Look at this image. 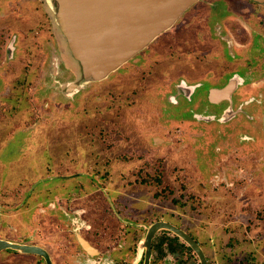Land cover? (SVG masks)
<instances>
[{
	"label": "rangeland",
	"instance_id": "1",
	"mask_svg": "<svg viewBox=\"0 0 264 264\" xmlns=\"http://www.w3.org/2000/svg\"><path fill=\"white\" fill-rule=\"evenodd\" d=\"M52 1L0 4V236H13L9 225L13 239L43 227L77 253L75 233L132 254L162 221L195 240L208 264H264V131L202 124L168 102L169 79L200 73L192 50L176 47L181 18L140 57L93 78ZM226 1L214 2L217 12ZM161 241L155 264H199L174 234L160 230Z\"/></svg>",
	"mask_w": 264,
	"mask_h": 264
},
{
	"label": "flooded vegetation",
	"instance_id": "2",
	"mask_svg": "<svg viewBox=\"0 0 264 264\" xmlns=\"http://www.w3.org/2000/svg\"><path fill=\"white\" fill-rule=\"evenodd\" d=\"M215 1L197 0L180 12L176 19L167 20L168 25L166 19L160 18L162 21L157 20L149 27L141 28V33L139 30L136 32L137 36H147L150 39L141 46L136 45L133 53L142 54L141 49L153 45L161 34L167 33V30L171 29L173 23L180 17L181 39L180 46L178 44L176 47L187 53L192 50V59L200 73L190 78L181 69L183 77L173 82H169V79L167 81L169 90L165 93L168 102L175 106L180 104L181 108H184L182 113H191L192 118L202 124L239 125L246 122L251 132L264 131V16L255 14L258 5L264 6V0H238L244 2L238 4H244L242 11L248 10L247 13H240L241 11L236 13L231 7L232 0L224 3V11L217 12ZM161 23L163 26L159 28ZM174 33L177 32L174 31ZM187 37L194 38V45L190 44L189 48H186L189 43ZM216 42L222 44L221 54L213 50ZM203 58L209 64L204 71H202L203 65H199L203 62ZM125 59L117 63L118 70L125 64ZM91 76L94 78L93 75ZM51 219H53L52 216ZM54 220L52 222L57 225ZM7 228L14 236L11 226ZM54 232L56 229L51 232L42 227L29 235L28 233L22 236L18 234L19 236L16 235L14 239L13 236L8 237L4 234L0 236V240L41 248L47 253L51 264H132L133 259L134 264L144 263V250L141 252L136 250L131 254L126 247L124 251L128 252L115 255L112 252L121 246L117 242L111 245L110 249L107 248L109 244L104 243L103 246L106 245L104 248H98L75 233L79 247L77 253L74 244H70L69 248L60 245L55 234L52 235ZM154 241L155 236L152 240L149 264H155ZM84 244L88 246V249ZM60 246H64V249H60ZM0 264H46V262L40 255L2 250Z\"/></svg>",
	"mask_w": 264,
	"mask_h": 264
},
{
	"label": "water",
	"instance_id": "3",
	"mask_svg": "<svg viewBox=\"0 0 264 264\" xmlns=\"http://www.w3.org/2000/svg\"><path fill=\"white\" fill-rule=\"evenodd\" d=\"M54 1L57 22L68 40L73 55L79 60L87 75L100 78L114 70L121 59L131 55L136 45L141 46L150 39L147 36H137L138 30L140 32L141 28H147L157 20L162 21L160 18L166 19L168 25L170 19H176L180 12L197 0ZM50 2L53 1L49 0ZM162 23L159 28L163 26ZM160 230L168 231L183 240L195 253L199 264H207L201 248L188 234L162 221L153 223L147 229L142 244L143 264H149L152 240ZM84 245L88 249V246ZM2 250L40 255L46 264H51L47 253L35 246L0 240V251Z\"/></svg>",
	"mask_w": 264,
	"mask_h": 264
},
{
	"label": "trees",
	"instance_id": "4",
	"mask_svg": "<svg viewBox=\"0 0 264 264\" xmlns=\"http://www.w3.org/2000/svg\"><path fill=\"white\" fill-rule=\"evenodd\" d=\"M162 243H163V241H161V242H159V243L153 242L155 250H157V248H158V247L160 246V244H162ZM171 252H174V251L172 250Z\"/></svg>",
	"mask_w": 264,
	"mask_h": 264
},
{
	"label": "crops",
	"instance_id": "5",
	"mask_svg": "<svg viewBox=\"0 0 264 264\" xmlns=\"http://www.w3.org/2000/svg\"><path fill=\"white\" fill-rule=\"evenodd\" d=\"M21 254H23V253H21Z\"/></svg>",
	"mask_w": 264,
	"mask_h": 264
}]
</instances>
